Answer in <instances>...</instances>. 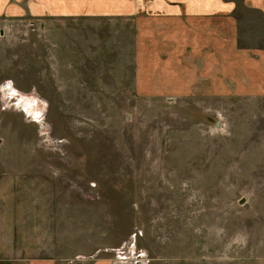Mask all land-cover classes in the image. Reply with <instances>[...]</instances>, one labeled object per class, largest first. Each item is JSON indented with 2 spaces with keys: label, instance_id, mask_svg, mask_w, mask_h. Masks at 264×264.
<instances>
[{
  "label": "rangeland",
  "instance_id": "1",
  "mask_svg": "<svg viewBox=\"0 0 264 264\" xmlns=\"http://www.w3.org/2000/svg\"><path fill=\"white\" fill-rule=\"evenodd\" d=\"M18 4L0 10V219L83 262L264 264V98L143 96L131 18Z\"/></svg>",
  "mask_w": 264,
  "mask_h": 264
},
{
  "label": "crops",
  "instance_id": "2",
  "mask_svg": "<svg viewBox=\"0 0 264 264\" xmlns=\"http://www.w3.org/2000/svg\"><path fill=\"white\" fill-rule=\"evenodd\" d=\"M8 1L0 0L1 11ZM15 1L20 4L9 11L21 16L131 18L136 86L143 96L264 98V47L241 42L233 0ZM241 6L264 16V0H241ZM24 222L12 226L0 219V264H113L62 258L27 233Z\"/></svg>",
  "mask_w": 264,
  "mask_h": 264
},
{
  "label": "bare ground",
  "instance_id": "3",
  "mask_svg": "<svg viewBox=\"0 0 264 264\" xmlns=\"http://www.w3.org/2000/svg\"><path fill=\"white\" fill-rule=\"evenodd\" d=\"M26 105H27V104H26ZM29 105H30V104H29ZM25 107H26V108H27V110H28V107H29V106L27 105V106H25Z\"/></svg>",
  "mask_w": 264,
  "mask_h": 264
},
{
  "label": "water",
  "instance_id": "4",
  "mask_svg": "<svg viewBox=\"0 0 264 264\" xmlns=\"http://www.w3.org/2000/svg\"><path fill=\"white\" fill-rule=\"evenodd\" d=\"M242 204V202H240Z\"/></svg>",
  "mask_w": 264,
  "mask_h": 264
}]
</instances>
